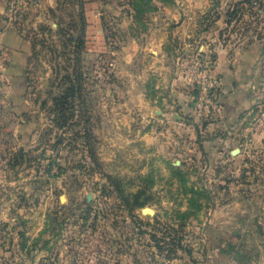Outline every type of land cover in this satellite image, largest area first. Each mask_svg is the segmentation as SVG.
<instances>
[{
	"label": "rangeland",
	"instance_id": "obj_1",
	"mask_svg": "<svg viewBox=\"0 0 264 264\" xmlns=\"http://www.w3.org/2000/svg\"><path fill=\"white\" fill-rule=\"evenodd\" d=\"M81 1L87 101L58 122L32 40ZM10 30L31 44L20 79ZM220 52L254 70L224 135L196 106ZM262 133L264 0H0V264H264Z\"/></svg>",
	"mask_w": 264,
	"mask_h": 264
},
{
	"label": "trees",
	"instance_id": "obj_2",
	"mask_svg": "<svg viewBox=\"0 0 264 264\" xmlns=\"http://www.w3.org/2000/svg\"><path fill=\"white\" fill-rule=\"evenodd\" d=\"M66 26L60 27L56 32L58 41L54 39V34H51L52 29L41 26L42 37L32 40V55L29 61L31 64L41 56L47 58L46 62L52 70V76L46 85L47 94L51 98L43 101V104L60 114L57 117L58 122L67 121L69 118L67 113L75 109L77 101L81 105L87 101L88 88L83 69V51L88 18L83 1ZM47 30L48 32H45ZM30 74L31 70L28 68L29 85L33 82Z\"/></svg>",
	"mask_w": 264,
	"mask_h": 264
},
{
	"label": "crops",
	"instance_id": "obj_3",
	"mask_svg": "<svg viewBox=\"0 0 264 264\" xmlns=\"http://www.w3.org/2000/svg\"><path fill=\"white\" fill-rule=\"evenodd\" d=\"M4 34L1 46L4 56L6 55L4 62L8 65L4 71L9 70L13 78L20 79L25 73V65L31 44L28 40L17 35L15 31L10 30ZM216 71L221 74V83L218 89V97L212 106V111L209 113L210 119H216V122L211 123L206 131H218L224 135L230 129L232 120L237 119V114L241 112L243 105L252 102L253 91L251 88L254 86V70L249 63L244 66L240 64V61L236 64V67L234 65L232 67V62L227 58V55L221 53ZM182 99H186L185 93H182ZM257 137L256 142L263 144L264 133L259 134ZM218 140L220 139L207 141L209 151L211 150L216 154L221 153Z\"/></svg>",
	"mask_w": 264,
	"mask_h": 264
},
{
	"label": "built area",
	"instance_id": "obj_4",
	"mask_svg": "<svg viewBox=\"0 0 264 264\" xmlns=\"http://www.w3.org/2000/svg\"><path fill=\"white\" fill-rule=\"evenodd\" d=\"M215 83L214 81H208L203 86L202 89L197 93L196 101L197 108L203 109L206 107H212L215 103L216 97L214 93Z\"/></svg>",
	"mask_w": 264,
	"mask_h": 264
}]
</instances>
